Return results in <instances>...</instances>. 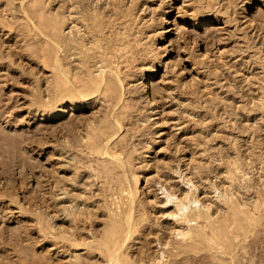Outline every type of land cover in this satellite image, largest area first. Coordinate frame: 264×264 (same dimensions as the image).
<instances>
[{"label": "rangeland", "instance_id": "1", "mask_svg": "<svg viewBox=\"0 0 264 264\" xmlns=\"http://www.w3.org/2000/svg\"><path fill=\"white\" fill-rule=\"evenodd\" d=\"M157 263L264 264V0H0V264Z\"/></svg>", "mask_w": 264, "mask_h": 264}, {"label": "bare ground", "instance_id": "2", "mask_svg": "<svg viewBox=\"0 0 264 264\" xmlns=\"http://www.w3.org/2000/svg\"><path fill=\"white\" fill-rule=\"evenodd\" d=\"M189 3V2H188ZM183 4V3H182ZM184 5H187V4H184ZM182 7H183V5H182ZM185 7V6H184ZM175 16L173 17V20L172 21H168L166 24H173V21H174V19H178V21H180V22H183V23H188V24H190L189 23V20L191 21V18H192V15H190V14H184L183 15V11H184V9H186V8H184L183 9V11L181 10H179V9H182V8H180V6H176L175 8ZM194 14V13H193ZM194 16V15H193ZM76 24V23H75ZM195 24H196V21L194 20V19H192V22H191V26H195ZM173 26V28L172 29H169V30H165L164 32L165 33H171V32H174L175 31V27H174V25H172ZM224 26V25H223ZM78 27V26H77ZM80 27V26H79ZM217 28H221V26H216ZM82 28V27H81ZM89 28V27H88ZM76 28H75V26H74V24L73 25H68V26H66V31H64L63 32V34H68L69 35V33L70 32H76V30H75ZM91 29V28H90ZM79 30V29H78ZM85 30H86V28H85ZM80 32V31H79ZM79 34V33H78ZM71 35V34H70ZM75 36V35H74ZM103 37V36H102ZM94 38V37H93ZM100 38V37H99ZM93 56H92V54H90V56H89V58H92ZM117 65V64H116ZM50 73V72H49ZM160 126V125H159ZM185 161H188V159H186ZM229 176V175H228ZM230 186V185H229ZM228 186V187H229ZM227 187V188H228ZM170 189V188H169ZM227 190V189H226ZM225 191V189L223 190V192ZM208 196V195H207ZM202 204V203H201ZM181 206V205H180ZM208 206V205H207ZM186 207V206H185ZM213 207V206H212ZM180 209V208H179ZM216 211V210H215ZM174 220V219H173ZM178 227H182V226H178ZM177 227V231L175 232V233H179L178 235L180 236H182V231L180 230V228H178ZM230 227V226H229ZM183 228V227H182ZM231 228V227H230ZM182 230H184V228L182 229ZM211 231V230H210ZM172 233V232H171ZM170 233V234H171ZM186 233V232H185ZM177 235V236H178ZM214 235V234H213ZM158 264V263H157Z\"/></svg>", "mask_w": 264, "mask_h": 264}]
</instances>
